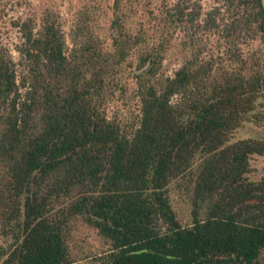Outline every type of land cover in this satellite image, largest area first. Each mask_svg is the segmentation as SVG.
<instances>
[{"label": "trees", "instance_id": "16d2710c", "mask_svg": "<svg viewBox=\"0 0 264 264\" xmlns=\"http://www.w3.org/2000/svg\"><path fill=\"white\" fill-rule=\"evenodd\" d=\"M213 1L81 0L67 32L51 7L11 21L0 264H264V176L248 177L264 139L230 140L264 126V0Z\"/></svg>", "mask_w": 264, "mask_h": 264}, {"label": "rangeland", "instance_id": "374dc122", "mask_svg": "<svg viewBox=\"0 0 264 264\" xmlns=\"http://www.w3.org/2000/svg\"><path fill=\"white\" fill-rule=\"evenodd\" d=\"M81 0H9L5 6V15L0 21V39L3 44L7 45L11 50L14 59H17V52L14 49V45L19 40V33L17 28L12 26L11 21L24 17L30 13L39 14L45 7H51L57 9L60 13L61 20L63 22V28L65 32L68 31L70 22L73 17V10ZM202 6L203 12L209 9L213 4V0H198ZM164 68L168 74H172L173 70L178 67V63L172 60L171 56L164 61ZM135 104L130 100L110 101L107 111L111 113L117 109L122 114H126L131 117L132 111L135 112ZM259 138L264 139V126H257L252 122L245 121L240 127L234 130L231 134V141H235L242 138ZM264 176V155H252L250 157V172L248 177L250 179H259ZM177 211L187 212V205L183 201V198L178 196L179 194H173Z\"/></svg>", "mask_w": 264, "mask_h": 264}]
</instances>
